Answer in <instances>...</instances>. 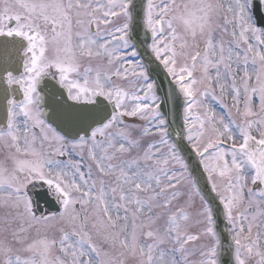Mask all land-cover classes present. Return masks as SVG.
<instances>
[{
	"label": "snow or ice",
	"instance_id": "1",
	"mask_svg": "<svg viewBox=\"0 0 264 264\" xmlns=\"http://www.w3.org/2000/svg\"><path fill=\"white\" fill-rule=\"evenodd\" d=\"M0 3V264H264V0Z\"/></svg>",
	"mask_w": 264,
	"mask_h": 264
},
{
	"label": "water",
	"instance_id": "2",
	"mask_svg": "<svg viewBox=\"0 0 264 264\" xmlns=\"http://www.w3.org/2000/svg\"><path fill=\"white\" fill-rule=\"evenodd\" d=\"M142 38V33H141V37ZM5 38H0V41H3ZM13 64H12V68L14 70V74H18L22 71V66L19 64V61L14 57L13 58ZM154 79H159V80H163V77H155ZM46 83L48 84L49 87H51L55 82L51 81L50 79L46 81ZM6 84L3 82L2 79H0V124H2L5 121V116H6V100L8 98H13L12 94L10 92H8V90L6 89ZM44 85L42 84L41 87H43ZM168 91V85L167 82L164 81V83H162L161 87L158 89V94L161 97H166ZM17 99V97H16ZM180 104L181 102L179 100H168L166 103H162L161 105V109L162 111L166 114L167 118L169 119L170 122L172 123V127L175 128L177 131H179L180 129L177 127V119H178V109H180ZM41 203H43L41 201ZM221 230L224 231L225 233H227V230L223 228V225H221ZM224 253L222 255V260H224L225 262L229 261L230 259V246H229V235L225 236V240H224Z\"/></svg>",
	"mask_w": 264,
	"mask_h": 264
},
{
	"label": "rangeland",
	"instance_id": "3",
	"mask_svg": "<svg viewBox=\"0 0 264 264\" xmlns=\"http://www.w3.org/2000/svg\"><path fill=\"white\" fill-rule=\"evenodd\" d=\"M10 2H13V0H10L9 1V3ZM157 2H159V0H157ZM2 6V3H0V7ZM229 105H231V100H230V98L226 101ZM213 103V106L216 108V110H217V112L218 113H221V114H225L226 115V113H224V110L218 105V104H216L215 102H212ZM135 119V118H134ZM135 123H138V124H143V123H145L144 121H139V120H133ZM1 211V210H0ZM0 215H2L1 213H0Z\"/></svg>",
	"mask_w": 264,
	"mask_h": 264
},
{
	"label": "flooded vegetation",
	"instance_id": "4",
	"mask_svg": "<svg viewBox=\"0 0 264 264\" xmlns=\"http://www.w3.org/2000/svg\"><path fill=\"white\" fill-rule=\"evenodd\" d=\"M6 157V150L0 145V161H4Z\"/></svg>",
	"mask_w": 264,
	"mask_h": 264
}]
</instances>
